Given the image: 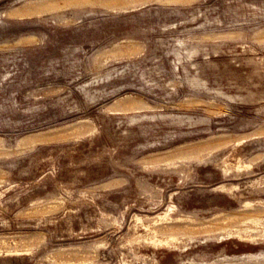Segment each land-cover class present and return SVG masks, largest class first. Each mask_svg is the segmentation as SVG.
<instances>
[{"label": "rangeland", "instance_id": "1", "mask_svg": "<svg viewBox=\"0 0 264 264\" xmlns=\"http://www.w3.org/2000/svg\"><path fill=\"white\" fill-rule=\"evenodd\" d=\"M0 264H264V0H0Z\"/></svg>", "mask_w": 264, "mask_h": 264}]
</instances>
